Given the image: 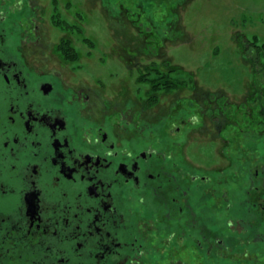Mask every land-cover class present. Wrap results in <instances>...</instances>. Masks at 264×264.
I'll return each mask as SVG.
<instances>
[{
	"label": "flooded vegetation",
	"instance_id": "af4514ba",
	"mask_svg": "<svg viewBox=\"0 0 264 264\" xmlns=\"http://www.w3.org/2000/svg\"><path fill=\"white\" fill-rule=\"evenodd\" d=\"M46 19L37 0H0V264H150L154 252L174 260L181 245L190 260L197 249L208 261L224 221L205 229L207 176L188 169L171 125L143 122L138 109L109 111L70 84L50 62ZM64 43L55 56L77 55ZM184 117L179 133L192 123ZM263 164L253 179L261 185L249 198L235 193L234 206L246 198L264 208ZM180 195L185 206L162 214Z\"/></svg>",
	"mask_w": 264,
	"mask_h": 264
},
{
	"label": "rangeland",
	"instance_id": "374dc122",
	"mask_svg": "<svg viewBox=\"0 0 264 264\" xmlns=\"http://www.w3.org/2000/svg\"><path fill=\"white\" fill-rule=\"evenodd\" d=\"M37 4L47 13L48 53L54 57L50 62L63 69L67 81L98 97L109 111L138 109L143 122L171 125L183 158L192 163L193 170L188 169L211 182L214 196L204 197L200 207L211 214L205 229L210 230L212 220H223L224 236L209 260L201 262L197 249L199 257L190 260L181 245L174 260H168L169 253L154 252L155 262L150 264H264V208L246 198L233 204L237 192L250 197L247 193L257 185L254 174L264 163V53L252 45L264 43V0H37ZM140 32L146 43L160 47L157 54L142 50L146 43L135 40ZM61 40L68 49L73 41L78 59L55 56L53 49ZM167 58L195 73L196 89L190 85L162 89L157 97H148L149 83L137 80L136 69ZM133 65L135 70H130ZM121 95L127 102L117 99ZM188 116L192 123L183 124L179 133L175 125ZM184 199L170 198L175 208L163 204L161 213L179 210ZM238 219L243 223L240 232L235 231ZM197 229L194 226L198 235L205 233ZM157 237L162 244V235Z\"/></svg>",
	"mask_w": 264,
	"mask_h": 264
},
{
	"label": "trees",
	"instance_id": "16d2710c",
	"mask_svg": "<svg viewBox=\"0 0 264 264\" xmlns=\"http://www.w3.org/2000/svg\"><path fill=\"white\" fill-rule=\"evenodd\" d=\"M122 9L123 5H121ZM112 9V8H111ZM125 11V10H124ZM129 20L131 19L130 16L127 14ZM120 22V20H119ZM134 24L136 22H133ZM140 24V22L138 21ZM152 23V21H151ZM150 23V24H151ZM115 24H119L116 22ZM139 24L136 23L138 27ZM121 35H117V39L119 40ZM144 35L140 32L135 35V40L139 39L138 43H146V40H144L143 37ZM92 42L91 40H89ZM163 43V42H162ZM254 47L257 48V52H263L264 53V43L261 45H255L252 44ZM160 47L157 46L156 43H146V47H144L142 50L149 52L150 54H157L158 49ZM70 59H77V55H70ZM135 65V64H134ZM132 66L130 70H135L136 66ZM138 81L146 82L147 84L149 83L150 89L148 90L147 94L153 98L158 92H162V89H167L169 88H176V87H181L184 85H190L193 87V89H196V82L194 81L195 73L187 71L181 66L178 65H172L171 60L169 58L162 60V62H150L147 63L146 65H142V67H139V69H136ZM188 76V77H186Z\"/></svg>",
	"mask_w": 264,
	"mask_h": 264
}]
</instances>
